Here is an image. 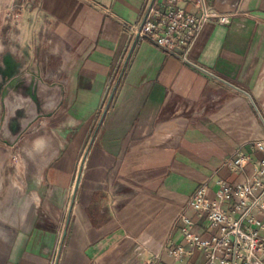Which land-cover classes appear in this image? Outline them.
Segmentation results:
<instances>
[{"label":"crops","instance_id":"obj_1","mask_svg":"<svg viewBox=\"0 0 264 264\" xmlns=\"http://www.w3.org/2000/svg\"><path fill=\"white\" fill-rule=\"evenodd\" d=\"M145 2L0 0V133L12 137L0 190L13 175L0 199V264H201L179 217L203 236L216 230L190 196L205 184L213 199L217 180L252 176L264 137V0H205L233 15L205 23L193 64L135 39ZM179 5L199 15L197 0ZM20 75L53 98L11 136L22 108L9 82ZM237 153L248 160L234 170L224 161ZM176 245L188 250L180 260L168 255Z\"/></svg>","mask_w":264,"mask_h":264},{"label":"built area","instance_id":"obj_2","mask_svg":"<svg viewBox=\"0 0 264 264\" xmlns=\"http://www.w3.org/2000/svg\"><path fill=\"white\" fill-rule=\"evenodd\" d=\"M180 0H146L139 21L131 26L135 39H146L187 64L190 52L205 23L215 18L225 23L232 13H218L205 0H197L199 15L188 13ZM260 154L252 176L234 184L217 180L213 199L207 196V186L200 185L190 196L189 206L205 215L215 234L203 236L193 230L191 219L179 217L183 242L189 250H199L201 264H264V137L253 143ZM248 160L237 153L224 164L239 170ZM188 251V250H187ZM183 245L168 250V255L180 260L186 253ZM144 264H153L146 261Z\"/></svg>","mask_w":264,"mask_h":264},{"label":"water","instance_id":"obj_3","mask_svg":"<svg viewBox=\"0 0 264 264\" xmlns=\"http://www.w3.org/2000/svg\"><path fill=\"white\" fill-rule=\"evenodd\" d=\"M34 82L35 81L33 78L30 80V82H28L24 75H20L19 77L12 79L9 82V84L14 83V88H13L14 92L10 96V99L15 100L17 102V104H19L21 102H25L26 98H29V97H32L34 99V101H40V102H45L48 99L53 98L52 97L53 95H51L49 91H45L44 89H41L39 95H37L36 93H32L33 87H34L33 86ZM54 97H55V95H54ZM21 111L23 112L24 109H22ZM47 114H49V113H47ZM47 114L44 113L43 115H47ZM39 116L40 115L36 116L34 118V120L27 123V127L30 126L33 123V121H35ZM78 176L76 179V184L78 183ZM74 190H75V187H74Z\"/></svg>","mask_w":264,"mask_h":264},{"label":"flooded vegetation","instance_id":"obj_4","mask_svg":"<svg viewBox=\"0 0 264 264\" xmlns=\"http://www.w3.org/2000/svg\"><path fill=\"white\" fill-rule=\"evenodd\" d=\"M30 98L31 97L26 98L25 102L19 103L20 107L24 109V111L22 112V116L18 118L19 125L14 124L13 120L11 119L8 120V125L7 127H5V129L9 131V134L11 136L16 135L21 127L34 120L36 116L41 115V113L43 112L42 107L44 105V102L32 101ZM17 114H19L17 109H13V117L17 116Z\"/></svg>","mask_w":264,"mask_h":264},{"label":"rangeland","instance_id":"obj_5","mask_svg":"<svg viewBox=\"0 0 264 264\" xmlns=\"http://www.w3.org/2000/svg\"><path fill=\"white\" fill-rule=\"evenodd\" d=\"M37 87H39V85H37ZM43 89L42 87H40V90ZM40 92L37 93V95H39ZM43 111V110H42ZM44 113V112H43ZM42 113V114H43ZM4 130V129H3ZM12 142V137H10L6 132H4L3 134L0 133V149H9V147L7 146L8 144L7 143H11ZM0 162H1V159H0ZM15 162H16V165H17V160H12V159H8V161L6 162L7 165H6V171L7 172H11V166L13 167L15 165ZM1 165V163H0ZM12 173H10L8 176H5L3 181L5 183L4 185V189L3 190H0V199L1 198H7V196H9L10 192H11V188H12V185H11V180H13V177H12ZM19 178L16 177L14 179V183L16 185L19 184Z\"/></svg>","mask_w":264,"mask_h":264}]
</instances>
